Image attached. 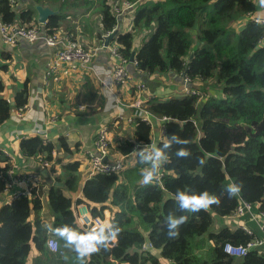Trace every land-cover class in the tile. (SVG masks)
Instances as JSON below:
<instances>
[{
    "label": "trees",
    "instance_id": "1",
    "mask_svg": "<svg viewBox=\"0 0 264 264\" xmlns=\"http://www.w3.org/2000/svg\"><path fill=\"white\" fill-rule=\"evenodd\" d=\"M42 1L30 0L20 8L0 0V21L33 25L31 2L43 5ZM46 1L56 2L60 10L45 22L49 33L57 31L67 16L65 11L71 9L94 8L100 37L116 29L117 19L111 11L116 0ZM132 10V30L116 29L111 43L126 60L134 53L137 72L183 74L190 79L191 89L200 91L198 95L151 98L143 104L153 116L166 119L158 146L173 134L189 143L173 144L159 178L144 185L141 170L146 165L140 164L132 151L134 146L152 142L151 127L135 117L133 140L119 146L126 157L133 154L130 166L119 172L95 173L80 186L79 162L54 160L55 145L39 136L20 139L18 149L26 158L60 164L59 172H50L55 181L64 183L63 188L48 182L44 194L51 212L49 226L67 224L77 231H88L76 224L72 209L79 193L76 203L86 204L92 216L107 209L111 222L121 229L117 242L93 254L88 264H264V253L258 250L240 257L223 252L225 243L239 246L251 239L234 224H223V218L234 217L240 201L250 204L256 214L264 212V24L246 16L260 7L252 0H145ZM141 32L144 35L136 47L134 38ZM10 59L8 51L0 50V72L8 70ZM208 84L215 88L214 95H206L211 89ZM15 89L11 103L4 95L6 85L0 76V126L11 109L28 104V79ZM58 144L62 152L70 151L63 138ZM180 147L188 148L191 155L177 157ZM200 159L205 161L203 165ZM10 167L9 158L0 151V194L6 188ZM233 182L241 183L242 190L230 198L224 189ZM177 189L207 190L219 197L220 204L197 213H181L175 203ZM42 207L35 191L30 197L19 195L0 205V264H78L75 252L65 248L64 241L43 224ZM170 212L189 216L176 238L167 235L165 219ZM247 225L262 236L254 223ZM49 231L58 241V252L46 247ZM146 244L150 247L143 250Z\"/></svg>",
    "mask_w": 264,
    "mask_h": 264
},
{
    "label": "crops",
    "instance_id": "2",
    "mask_svg": "<svg viewBox=\"0 0 264 264\" xmlns=\"http://www.w3.org/2000/svg\"><path fill=\"white\" fill-rule=\"evenodd\" d=\"M260 7L255 13L257 16H264V8L260 6L259 0H252ZM43 6H47L59 14L60 10L56 8V2L43 0ZM30 4V0H19L16 4L20 8ZM15 4V5H16ZM42 5V4H41ZM66 18L60 21L58 31L65 32L76 38L94 53V64L105 72L107 75L111 67L109 53L105 49H99L98 46L102 41L100 32L99 16L94 12V8L88 11L66 10ZM133 10L127 11L119 19L117 30L120 32L132 30ZM34 23H38L36 12L34 14ZM239 25V24H238ZM144 33H139L135 40L136 47L140 44V39ZM0 50L8 51L10 62L8 70L0 72L6 90L4 95L12 103V94L25 79H28L29 99L28 109L25 111L23 119H16L13 108L10 111L9 118L0 126V149H6L12 156L10 171L7 176L16 175L19 172H39L41 166L34 158H26L18 149L19 140L28 136H39L47 142L55 145L53 158H60V163L71 161L79 162V172L81 175L80 186L85 181L87 168L86 153L92 149V141L95 130L98 126L105 124L109 127L112 147L110 153L119 155V146L125 142L132 141L131 133L134 128L130 123L124 120H116L115 110L110 109V98L103 92L98 82L85 74H71L63 66L59 71L47 79L45 73L49 67L53 54V49L46 47L42 42L27 43L20 40L14 46H1ZM131 80L124 82L118 88L121 102L124 105L123 116L131 117L134 108L137 105L143 107V104L151 98H170L179 97L183 90H180V84H177L169 74H142L137 72L133 66H126ZM144 83L146 89L137 91L135 85ZM198 85V83H195ZM144 108V107H143ZM162 122L157 119L153 121L151 130V141L157 142L163 138L161 132ZM40 132L36 134V130ZM59 138H63L69 148V152H62L58 144ZM123 155V154H121ZM132 154L126 157L130 164ZM56 162V161H55ZM54 170L60 171V164ZM52 179V174L48 175ZM42 177V176H41ZM48 179L42 177V193L47 190ZM64 194L70 195L64 191ZM13 195L12 189H7L0 194V205L2 201L11 200ZM79 193L75 196V200ZM44 203H46L44 201ZM44 205V204H43ZM47 208V216L51 222V212ZM45 213L42 207L40 217ZM152 253L158 254L157 251L151 250ZM115 264H119L115 262Z\"/></svg>",
    "mask_w": 264,
    "mask_h": 264
},
{
    "label": "built area",
    "instance_id": "3",
    "mask_svg": "<svg viewBox=\"0 0 264 264\" xmlns=\"http://www.w3.org/2000/svg\"><path fill=\"white\" fill-rule=\"evenodd\" d=\"M10 4H16L19 0H8ZM145 0H116L111 4V11L117 19V24L119 19L127 11L132 10L137 4ZM248 18L256 23L264 24V16H257L255 14L248 13L246 15ZM45 23H35L33 25H25L19 23H6L0 21V47L1 46H14L20 40L27 43L42 42L46 47L53 49V54L50 60L49 67L45 73V79L49 76L57 73L59 69L63 66L71 74L79 73L85 74L94 78L99 87L108 94L110 98V109L115 110L116 120H124L128 124H132L133 118L138 117L142 121L148 123L152 129L153 121L158 120L162 122L161 132L162 137L164 133L163 122L166 121L165 118H157L150 114L145 108L140 105L135 106L132 116H123L124 105L120 100L118 88L124 82L131 80V76L126 68L127 65L136 67V62L133 60L131 63L121 56L117 50V45L114 43L108 44L107 47L103 45V38L114 30L104 34L102 36V41L100 42L98 48L105 49L108 51L111 59L110 71L107 75H103L105 72L101 71L93 61L94 53L88 49L84 44L73 38L71 35L61 32L54 31L49 33L45 29ZM117 29V26H116ZM264 41V40H263ZM184 82L189 83L190 79L182 74ZM137 91H144L146 89L144 83H137L135 85ZM198 95L199 91L196 89H191V87H185L183 89L182 95ZM28 104L22 106L21 108L15 109L16 114L14 117L18 120L23 119L25 111L28 109ZM40 132L39 129L36 130V134ZM159 141L162 138L158 139ZM45 141V140H44ZM47 142V141H46ZM150 144H142L137 147H142ZM156 143V142H155ZM112 147V142L110 138L109 127L102 124L97 127L94 133L92 141V149L86 153L87 155V168L85 179L89 178L95 173H110L119 172L124 170L130 164L126 161L125 155H112L110 149ZM134 149L132 153L134 152ZM0 151L9 158L13 160V156L6 150L0 149ZM133 155V154H132ZM37 162L41 168L46 169L50 174V171L54 169L57 164L54 160L46 161L38 158ZM10 171V169L7 171ZM162 170L160 169V172ZM6 188L5 190L12 189V198L19 195H27L30 197L32 191L39 196V199L44 202V194L42 190V177L38 172H19L16 175H6ZM48 188V187H47ZM74 205L72 206L73 213L75 216L76 224L82 230H89L93 227H100L104 223L111 222L110 213L105 215V212H109L107 209H101L99 213L92 216L88 207L84 203H76L73 200ZM233 218L230 219V224H234L243 230L246 234L251 236V239L245 245L235 246L231 243H225L223 245V252L229 256L240 257L245 255L249 250H258L264 253V212L254 213L252 206L246 202L240 201L237 205L235 212L233 213ZM242 219L243 221H238ZM254 223L258 228L262 236H258L253 229H251L247 223ZM46 247L51 252H58L59 244L57 239L49 231L47 233ZM149 245H144L143 250H146ZM151 249V248H150ZM122 264V263H119Z\"/></svg>",
    "mask_w": 264,
    "mask_h": 264
},
{
    "label": "clouds",
    "instance_id": "4",
    "mask_svg": "<svg viewBox=\"0 0 264 264\" xmlns=\"http://www.w3.org/2000/svg\"><path fill=\"white\" fill-rule=\"evenodd\" d=\"M259 3L260 6L264 8V0H259ZM188 143L189 141L187 139H181L173 134L160 146L152 143L151 145L134 149L138 157V162L142 165H146V167L141 170L142 183L144 185H149L159 178L161 166L168 161L169 157L167 153L173 144L183 146ZM175 154L179 158H188L191 152L186 147H180ZM204 163L205 161L203 159L199 160L200 165ZM51 180H54L53 177ZM224 190L230 198L235 197L241 192L242 184L233 182L226 185ZM174 195L177 210L181 213H197L201 210H207L212 205L218 206L220 204L219 197L207 190L196 193L177 189ZM188 220L189 216L186 214L177 216L175 213L170 212L165 219L168 237L176 238L179 235L180 227L187 223ZM49 227L54 235L64 241L63 246L65 248H70L75 252L78 264H88V260L93 254L98 253L101 249L108 250L111 245L117 242L118 235L121 231L120 227L115 222L104 223L100 227H93L86 232L77 231L67 224L56 228Z\"/></svg>",
    "mask_w": 264,
    "mask_h": 264
},
{
    "label": "water",
    "instance_id": "5",
    "mask_svg": "<svg viewBox=\"0 0 264 264\" xmlns=\"http://www.w3.org/2000/svg\"><path fill=\"white\" fill-rule=\"evenodd\" d=\"M31 5L33 6L35 12H36V15H37V21L38 23H45L46 20L48 19L49 16L51 15H54L57 13V11L47 7V6H43V5H40V4H35L34 2H31ZM117 33V30L115 29L111 34L105 36L103 38V45L105 47L108 46V44L113 40V38L115 37V34ZM133 52L131 53L130 55V58H129V62L131 63L133 60H134V56H133ZM192 56V53H190V57ZM153 144H156V143H153ZM157 145V144H156ZM39 173L41 174V176L44 178V179H48V171L46 169H42L39 171ZM49 182H51V185L53 186H58V187H62L64 186V183L63 182H57L55 180H49Z\"/></svg>",
    "mask_w": 264,
    "mask_h": 264
},
{
    "label": "rangeland",
    "instance_id": "6",
    "mask_svg": "<svg viewBox=\"0 0 264 264\" xmlns=\"http://www.w3.org/2000/svg\"><path fill=\"white\" fill-rule=\"evenodd\" d=\"M132 15V14H131ZM236 29H239L238 27H235ZM127 32V31H126ZM137 35V34H136ZM138 36V35H137ZM137 36H135V38H134V41L135 40H137L136 39V37ZM170 77L171 78H173V80H175V82L177 83V84H180L179 86H180V90H183L185 87H191L192 86V84L191 83H186V82H184V78H183V76L182 75H180V74H176V73H170ZM210 84H208V86H209ZM206 87V89H207V85H205ZM209 87H211V86H209ZM199 91V90H198ZM206 92V95L207 94H211V95H214V93H215V88L214 87H211V89H209L208 91L206 90L205 91ZM199 93H200V91H199ZM2 202H5V201H2ZM43 207L45 208V213L43 212L42 214H43V217H42V215H41V220H42V222H43V224L45 225V226H48L49 227V224H50V219L48 218V217H45V215L47 216V208L45 207V204L46 203H44L43 202ZM108 213H110V212H105V215H108ZM223 224L225 225V224H227V225H230V218L229 217H225V218H223ZM152 252V251H151ZM155 255H157V254H155ZM70 256L72 257L73 256V252H71L70 253ZM69 264H70V261H69ZM165 264H168L167 262L165 263Z\"/></svg>",
    "mask_w": 264,
    "mask_h": 264
}]
</instances>
